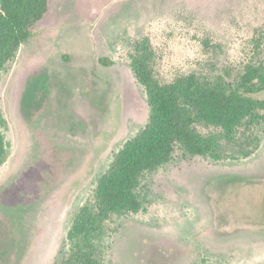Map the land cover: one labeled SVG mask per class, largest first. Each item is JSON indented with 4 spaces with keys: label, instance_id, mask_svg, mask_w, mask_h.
<instances>
[{
    "label": "rangeland",
    "instance_id": "obj_1",
    "mask_svg": "<svg viewBox=\"0 0 264 264\" xmlns=\"http://www.w3.org/2000/svg\"><path fill=\"white\" fill-rule=\"evenodd\" d=\"M35 28L1 70L0 264H61L69 228L98 211L100 178L153 118L138 44L163 82L233 83L264 65V0H50ZM198 130L219 157L142 170L139 206L95 222L100 264H264V124ZM252 132L256 146L237 145Z\"/></svg>",
    "mask_w": 264,
    "mask_h": 264
},
{
    "label": "trees",
    "instance_id": "obj_2",
    "mask_svg": "<svg viewBox=\"0 0 264 264\" xmlns=\"http://www.w3.org/2000/svg\"><path fill=\"white\" fill-rule=\"evenodd\" d=\"M50 0H0L1 70L18 47L34 35L36 24L49 8ZM131 67L152 104L151 123L114 156L96 188L97 212L75 222L67 232L71 244L61 264H100L92 243V233L107 212L133 210L139 206L135 189L137 176L145 169L167 163L182 155H210L218 158L221 146L212 134L204 135L198 126H214L231 134L238 128L250 132L264 124V100L250 95L264 90V65H247L233 83L211 82L190 73L163 82L154 67L153 52L138 44L131 55ZM238 146L259 141L254 133H243ZM253 146V145H252ZM250 149L244 151L249 155ZM7 154L0 131V166ZM97 223L95 224V222Z\"/></svg>",
    "mask_w": 264,
    "mask_h": 264
}]
</instances>
